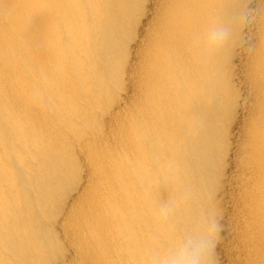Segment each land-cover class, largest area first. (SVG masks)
I'll use <instances>...</instances> for the list:
<instances>
[{"label": "bare ground", "instance_id": "6f19581e", "mask_svg": "<svg viewBox=\"0 0 264 264\" xmlns=\"http://www.w3.org/2000/svg\"><path fill=\"white\" fill-rule=\"evenodd\" d=\"M188 241L264 264V0H0V264Z\"/></svg>", "mask_w": 264, "mask_h": 264}, {"label": "clouds", "instance_id": "9594fccd", "mask_svg": "<svg viewBox=\"0 0 264 264\" xmlns=\"http://www.w3.org/2000/svg\"><path fill=\"white\" fill-rule=\"evenodd\" d=\"M207 35L208 40L203 45L207 53L222 49L234 39L233 28L224 23L213 24ZM161 211H167V207ZM153 260L154 264H205L204 253L195 241H188L165 253H157Z\"/></svg>", "mask_w": 264, "mask_h": 264}, {"label": "rangeland", "instance_id": "374dc122", "mask_svg": "<svg viewBox=\"0 0 264 264\" xmlns=\"http://www.w3.org/2000/svg\"><path fill=\"white\" fill-rule=\"evenodd\" d=\"M132 44L133 43L131 41L130 42V46H132ZM129 58H130V55H129ZM238 100H239V95L237 94L236 101H238ZM237 123H238V121H236V120H234L233 122H231L232 126L230 124L229 125L230 126L229 129H231V127L233 129L237 125ZM227 143H226V145H225V147L223 149L222 157L220 158V160H222L221 161L222 164L220 165V168L217 167V174L225 173V175H227L228 174V171H229L228 169H229V163H230L229 161H230V159L228 158V155H227V148H228V145H229L230 142L227 141ZM215 180H216V183L218 185V188H221L220 179L218 177H216ZM219 211H220V213L222 215H224L223 210L220 209ZM225 211H226L225 213H228V211L226 209H225ZM213 230H214V233H215V235L217 236L218 239L224 238V231L222 230V228L219 229L218 227L213 226ZM214 247H215V251H214L213 257L215 259H217V262L221 263L222 262V258L223 257L224 258H227V257H225L226 256V255H224L225 253L224 254L222 253V255H221V252L219 251L220 250V247L218 245H214ZM224 258H223V260H224Z\"/></svg>", "mask_w": 264, "mask_h": 264}]
</instances>
